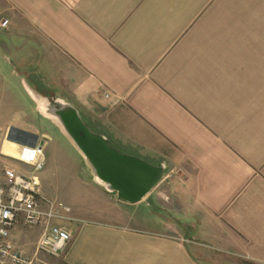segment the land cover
I'll return each mask as SVG.
<instances>
[{
  "label": "crops",
  "instance_id": "crops-1",
  "mask_svg": "<svg viewBox=\"0 0 264 264\" xmlns=\"http://www.w3.org/2000/svg\"><path fill=\"white\" fill-rule=\"evenodd\" d=\"M4 19L0 134L14 160L35 143L25 134L45 135L31 118L49 92L165 165L139 202L110 194L107 219L61 223L71 238L54 264H264V0H0ZM153 195L172 220L159 229L139 213Z\"/></svg>",
  "mask_w": 264,
  "mask_h": 264
},
{
  "label": "rangeland",
  "instance_id": "rangeland-1",
  "mask_svg": "<svg viewBox=\"0 0 264 264\" xmlns=\"http://www.w3.org/2000/svg\"><path fill=\"white\" fill-rule=\"evenodd\" d=\"M43 94L53 96L49 92ZM31 103L26 93L24 104L27 111L31 110ZM36 110L38 113L37 118L31 119H33L35 127L40 132L45 133V135L36 134L35 136L32 133V137L29 138L27 136L25 140L28 143L33 140L36 141L37 139L44 140L43 152L45 166L37 173L40 183H42L43 195L70 207L71 217L74 218L75 222L83 221L82 219L101 221L107 219L105 213H107L111 206L110 202L114 201L113 198L102 187L93 182L91 175L87 177L90 173L89 169L76 149L62 134L59 127L51 119L43 117L39 113L37 106ZM92 125L103 134H107V130L102 125L96 122H93ZM8 141L12 142L0 134V184H2V170L4 167H12L19 173H25L29 170L27 166L18 163L12 157H9L10 155L5 153L6 149L13 148L17 155V148L12 143L7 144ZM126 210L129 213L130 208ZM139 213L141 215L143 214L145 216L144 218H146L144 220L147 221V225L144 222L142 224L143 226L159 229L162 228L163 223L172 221L168 215V210L161 204H158L155 195L145 200ZM16 227L13 229V231L16 230L15 236L17 238L21 236L23 240L22 246L32 252V243L36 239L35 229L21 224ZM59 256L38 254L36 259L39 258L45 264H54L60 258Z\"/></svg>",
  "mask_w": 264,
  "mask_h": 264
},
{
  "label": "built area",
  "instance_id": "built-area-1",
  "mask_svg": "<svg viewBox=\"0 0 264 264\" xmlns=\"http://www.w3.org/2000/svg\"><path fill=\"white\" fill-rule=\"evenodd\" d=\"M8 20H0L5 28ZM44 140L37 139L33 145L22 146L17 161L29 170L19 173L12 167H4L0 184V264H33L40 253L59 256L70 241L69 232L61 225L74 221L67 205L52 200L42 193L37 173L44 166ZM19 224L39 228L32 253L15 247L11 240L12 230Z\"/></svg>",
  "mask_w": 264,
  "mask_h": 264
},
{
  "label": "water",
  "instance_id": "water-1",
  "mask_svg": "<svg viewBox=\"0 0 264 264\" xmlns=\"http://www.w3.org/2000/svg\"><path fill=\"white\" fill-rule=\"evenodd\" d=\"M37 109L51 119L82 157L93 182L126 203L147 196L161 179L165 165L124 153L108 144L105 135L95 133L81 112L58 96L36 93Z\"/></svg>",
  "mask_w": 264,
  "mask_h": 264
},
{
  "label": "trees",
  "instance_id": "trees-1",
  "mask_svg": "<svg viewBox=\"0 0 264 264\" xmlns=\"http://www.w3.org/2000/svg\"><path fill=\"white\" fill-rule=\"evenodd\" d=\"M42 94H43V93H42ZM83 117H84V116H83ZM84 119L86 120V122L88 123V125L90 126V128H91L95 133L104 135L102 132H100L99 130H97V129L92 125V123L89 122V120H88L86 117H84ZM24 136H26V137L28 136L29 138L32 137V136L29 135V134H25ZM107 139H108V138H107ZM108 144L111 145V146H113V147H115V148H117V149H118L119 151H121V152L129 153L128 151H125V150H123L122 148L116 146V145H115L112 141H110L109 139H108Z\"/></svg>",
  "mask_w": 264,
  "mask_h": 264
},
{
  "label": "bare ground",
  "instance_id": "bare-ground-1",
  "mask_svg": "<svg viewBox=\"0 0 264 264\" xmlns=\"http://www.w3.org/2000/svg\"><path fill=\"white\" fill-rule=\"evenodd\" d=\"M34 98H35V101H37V103L39 104V102H38V100H36L37 98H36V96L34 95ZM9 146V145H8ZM4 149V148H3ZM6 149V148H5ZM4 152V151H3ZM7 155H10L11 157H14V156H16V154H15V150H13V148H8V149H6V152H5ZM9 156V157H10Z\"/></svg>",
  "mask_w": 264,
  "mask_h": 264
}]
</instances>
